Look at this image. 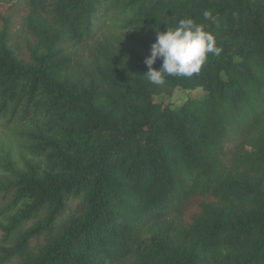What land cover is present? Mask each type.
I'll use <instances>...</instances> for the list:
<instances>
[{
	"label": "trees",
	"instance_id": "1",
	"mask_svg": "<svg viewBox=\"0 0 264 264\" xmlns=\"http://www.w3.org/2000/svg\"><path fill=\"white\" fill-rule=\"evenodd\" d=\"M185 18L223 51L149 83ZM0 264H264V0H0Z\"/></svg>",
	"mask_w": 264,
	"mask_h": 264
},
{
	"label": "clouds",
	"instance_id": "2",
	"mask_svg": "<svg viewBox=\"0 0 264 264\" xmlns=\"http://www.w3.org/2000/svg\"><path fill=\"white\" fill-rule=\"evenodd\" d=\"M205 19L210 11L203 13ZM150 55L144 60L148 71L143 75L153 85L162 86L166 77H192L198 75L206 63L208 55L219 56L223 49L217 46L213 34L204 30L191 18L180 19L164 32H156V40L150 45ZM162 64L159 70L153 65L157 60Z\"/></svg>",
	"mask_w": 264,
	"mask_h": 264
},
{
	"label": "rangeland",
	"instance_id": "3",
	"mask_svg": "<svg viewBox=\"0 0 264 264\" xmlns=\"http://www.w3.org/2000/svg\"><path fill=\"white\" fill-rule=\"evenodd\" d=\"M105 34V31H100L98 34L99 37ZM203 93L200 90L195 91H185L180 88H175L173 92L169 95H160L155 101L158 103H163L164 105L169 106L172 109L178 108L181 104H183L188 99H201ZM75 204V200H73L69 204V209L72 211V207ZM69 214V211L66 213Z\"/></svg>",
	"mask_w": 264,
	"mask_h": 264
}]
</instances>
